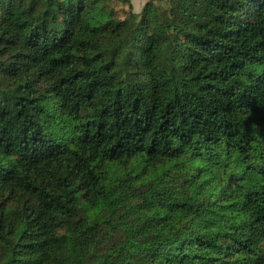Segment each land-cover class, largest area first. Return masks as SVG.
I'll use <instances>...</instances> for the list:
<instances>
[{"label":"trees","instance_id":"1","mask_svg":"<svg viewBox=\"0 0 264 264\" xmlns=\"http://www.w3.org/2000/svg\"><path fill=\"white\" fill-rule=\"evenodd\" d=\"M0 264H264V0H0Z\"/></svg>","mask_w":264,"mask_h":264},{"label":"rangeland","instance_id":"2","mask_svg":"<svg viewBox=\"0 0 264 264\" xmlns=\"http://www.w3.org/2000/svg\"><path fill=\"white\" fill-rule=\"evenodd\" d=\"M144 0H131L132 8L135 12L139 11L142 6Z\"/></svg>","mask_w":264,"mask_h":264},{"label":"clouds","instance_id":"3","mask_svg":"<svg viewBox=\"0 0 264 264\" xmlns=\"http://www.w3.org/2000/svg\"><path fill=\"white\" fill-rule=\"evenodd\" d=\"M43 115V113H41V116Z\"/></svg>","mask_w":264,"mask_h":264}]
</instances>
